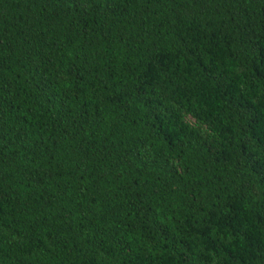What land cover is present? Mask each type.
I'll use <instances>...</instances> for the list:
<instances>
[{"label":"trees","instance_id":"obj_1","mask_svg":"<svg viewBox=\"0 0 264 264\" xmlns=\"http://www.w3.org/2000/svg\"><path fill=\"white\" fill-rule=\"evenodd\" d=\"M0 264H264V0H0Z\"/></svg>","mask_w":264,"mask_h":264},{"label":"rangeland","instance_id":"obj_2","mask_svg":"<svg viewBox=\"0 0 264 264\" xmlns=\"http://www.w3.org/2000/svg\"><path fill=\"white\" fill-rule=\"evenodd\" d=\"M185 119L191 124H196V121L189 115L185 116ZM203 130H205V128H203Z\"/></svg>","mask_w":264,"mask_h":264}]
</instances>
